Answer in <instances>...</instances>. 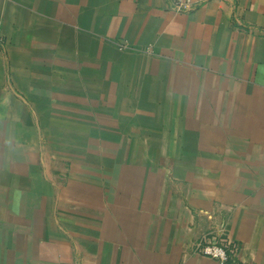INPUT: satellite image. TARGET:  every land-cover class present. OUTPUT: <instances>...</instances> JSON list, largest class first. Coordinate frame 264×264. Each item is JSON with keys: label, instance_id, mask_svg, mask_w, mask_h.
<instances>
[{"label": "crops", "instance_id": "1", "mask_svg": "<svg viewBox=\"0 0 264 264\" xmlns=\"http://www.w3.org/2000/svg\"><path fill=\"white\" fill-rule=\"evenodd\" d=\"M193 1L0 0V264H264V0Z\"/></svg>", "mask_w": 264, "mask_h": 264}, {"label": "built area", "instance_id": "2", "mask_svg": "<svg viewBox=\"0 0 264 264\" xmlns=\"http://www.w3.org/2000/svg\"><path fill=\"white\" fill-rule=\"evenodd\" d=\"M195 7L193 0H174V9L179 13L191 12ZM6 43L0 34V51L5 49ZM241 248L240 242L232 236L227 224L217 221L191 245L194 255L212 258L218 264H239Z\"/></svg>", "mask_w": 264, "mask_h": 264}, {"label": "rangeland", "instance_id": "3", "mask_svg": "<svg viewBox=\"0 0 264 264\" xmlns=\"http://www.w3.org/2000/svg\"><path fill=\"white\" fill-rule=\"evenodd\" d=\"M71 160H73L76 164L73 163ZM68 162H70V163H68ZM67 163H68V165H67V168L68 169L69 168H72L73 166H76V165L79 164L74 159L67 160ZM164 163L165 164H168V161L163 160V165H164ZM20 171L21 170H19V172L16 173V175H12L11 176L10 174H5V176H3V178H2V180H3L2 181L3 186H1V192H2V196H3L2 198L3 199L8 200L6 197H9V194L8 193H10V192H9V190H7V187L5 185H8V187H10L9 180L11 178L15 180V182L12 183V186H17L18 183L22 182L21 181V176L19 174ZM22 173H25V171H23ZM64 179H65V177L62 179L63 182H64ZM54 180H56V182H57V176H54ZM67 182H68V177H67ZM60 183H61V178H60ZM30 202H31V200H30ZM5 203L9 205V200L8 201H5V202H4V200L1 201V204L2 205H5ZM21 209L24 210V216L23 217L25 219H23L22 217H18V221L14 222L12 224L11 223H8V225H6L5 223H0V231H2L3 236H4L3 230L8 229L7 239H5L4 237L2 238V242L3 243H6L7 246H10V245L13 246L14 243H16L18 246L25 247L26 239L25 238H21V236L24 237L25 234H31L32 233V223H31V221L29 222V219H32L34 216L31 214V211H29L28 216H26L25 215L26 209L24 208V206ZM4 212H5L4 210H0V217H1L0 220H2V219L5 218L6 215L4 214ZM8 212H9V210H8ZM10 215L12 216V214H10ZM7 217H9V216L7 215ZM26 219H27V222L25 221ZM213 220H215V221H218L219 220L218 222L222 221V219H219L218 216H216L214 219H212L211 221H209V225L207 226V228H205L204 231H202L198 236H200L201 234L206 233L207 230L212 227L213 222H214ZM226 224H227V226L229 228V224L227 222H226ZM9 229L12 230L10 237H9V235H10L9 234ZM15 235L18 237L17 242H16V239H15ZM12 236H13V238H11ZM25 257H29V256L28 255H20L19 254L18 255V260H20L21 258L23 259Z\"/></svg>", "mask_w": 264, "mask_h": 264}]
</instances>
